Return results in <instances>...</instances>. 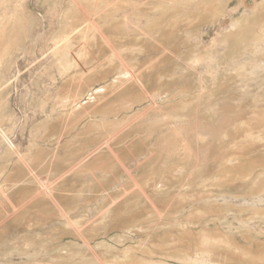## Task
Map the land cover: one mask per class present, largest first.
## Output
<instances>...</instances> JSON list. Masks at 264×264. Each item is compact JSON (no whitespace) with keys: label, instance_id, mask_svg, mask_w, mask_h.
<instances>
[{"label":"rangeland","instance_id":"374dc122","mask_svg":"<svg viewBox=\"0 0 264 264\" xmlns=\"http://www.w3.org/2000/svg\"><path fill=\"white\" fill-rule=\"evenodd\" d=\"M0 264H264V0H0Z\"/></svg>","mask_w":264,"mask_h":264},{"label":"bare ground","instance_id":"6f19581e","mask_svg":"<svg viewBox=\"0 0 264 264\" xmlns=\"http://www.w3.org/2000/svg\"><path fill=\"white\" fill-rule=\"evenodd\" d=\"M77 59H78V58H77ZM126 74H127V73H126ZM103 89H104V88H103ZM100 90H101V88H100ZM100 90H99V91H100ZM95 92H96V91H95ZM100 93L102 94V92H100ZM95 95H96V94H95ZM93 96H94V95H93Z\"/></svg>","mask_w":264,"mask_h":264}]
</instances>
